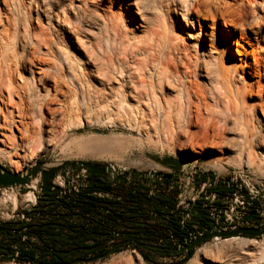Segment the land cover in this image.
<instances>
[{"label":"bare ground","instance_id":"obj_1","mask_svg":"<svg viewBox=\"0 0 264 264\" xmlns=\"http://www.w3.org/2000/svg\"><path fill=\"white\" fill-rule=\"evenodd\" d=\"M9 2L11 13L1 17L0 8V154L15 149V157L26 161V137L53 131L41 130L40 123H51L56 110L49 105L63 96L67 116L90 119L93 111L115 119L124 116L139 131H181L183 145L190 131H212L215 145L237 161L243 162L246 153L248 164H264V91L260 94L255 85L264 61L259 68L244 66L219 50L221 30L239 33L251 50L256 46L254 61L258 63V55L264 60V53L258 54L264 52V12H258L259 6L264 11V0H37L33 24L20 14V0ZM43 2L47 15L38 7ZM43 16L50 28L42 24ZM17 49L33 51L37 64L54 72L51 84L45 82L51 73L36 65L37 72L30 69L27 77L13 80ZM247 52L240 57L247 59ZM70 143L66 147L75 156L93 158L113 146H140L138 140L124 142L117 136ZM25 197L32 199V194ZM242 222L244 217H235V224ZM212 241L213 249L198 248L187 264H264L262 241ZM136 259L116 257L110 264H143Z\"/></svg>","mask_w":264,"mask_h":264},{"label":"rangeland","instance_id":"obj_2","mask_svg":"<svg viewBox=\"0 0 264 264\" xmlns=\"http://www.w3.org/2000/svg\"><path fill=\"white\" fill-rule=\"evenodd\" d=\"M10 0H7L4 5L3 1L0 0V8L1 10V17H3V13H11L12 7L10 6ZM29 1L31 2L29 5ZM37 0H20V11L21 15L26 18L30 19V23L33 24V18L36 17L35 11V3ZM261 1V0H259ZM32 4V5H31ZM37 4V3H36ZM45 2L43 4L38 3V7H43L45 15H47V7ZM7 8V9H6ZM260 9V10H259ZM8 10V11H7ZM263 8L259 6L258 12L262 13L264 11ZM32 17V19H31ZM47 17V16H46ZM3 21V18H2ZM32 21V22H31ZM44 21V23H43ZM249 21H252L250 18ZM42 24L45 28H50V24L47 25V21L45 17H42L41 20ZM35 24V22H34ZM221 27V26H220ZM51 31V29H49ZM210 31V29L208 28ZM221 30V29H220ZM250 31H244V34H249ZM220 52L224 53L226 57H234L236 58L238 63L242 65H250V66H258L263 64V61L258 55V63L254 61V55L257 52L256 46L251 47L247 45L245 42L240 40L239 33H231L226 34L224 31H220ZM244 48V49H243ZM251 51H250V50ZM243 50V51H242ZM249 50V51H248ZM246 53L247 59L244 57H240L242 53ZM18 52L16 57L17 60L13 62V80L18 81L20 76L23 77L28 76V70L32 69V71L37 72L35 65L37 67H41V72H47L45 65H38L36 58L30 51L28 53L22 54L19 49L15 50ZM259 53H264L262 50H258ZM27 54V55H26ZM255 54V58H256ZM36 55V54H35ZM21 57V58H20ZM242 59V60H241ZM33 60V61H32ZM32 61V62H31ZM248 61V62H247ZM262 61V62H261ZM31 62V63H30ZM245 62V63H244ZM256 63V64H255ZM33 65V66H32ZM244 65V66H245ZM47 70V71H46ZM248 74L250 75L249 68H246ZM51 74L48 75L47 80L45 81L47 84H51L52 78L55 76L54 72L48 71ZM15 73V74H14ZM260 77L255 78V85L256 90L258 88V92L262 94L264 91V71L263 69L259 73ZM262 74V75H261ZM37 76V74H35ZM51 75V76H50ZM262 77V78H261ZM258 79V80H257ZM249 80H252L249 76ZM253 81V80H252ZM66 83V82H65ZM64 83V84H65ZM63 87V91L68 90V85ZM263 96V95H262ZM58 102L52 103L49 105L50 108L56 110L55 116L51 119V123L49 125H44L40 123V129L45 130L51 128L53 131H39L38 134H30L26 137L25 142L28 143V150H27V158L26 161H21V159L16 158L15 154L17 150L13 149H6L8 152L7 155L0 154V166L4 169H8L12 172L21 173L26 169L25 163L27 164H35L37 162H41L47 165H55V164H62L65 162H72V161H86L92 163H116L120 165L127 166L129 168L145 171V170H157V171H166L168 170L167 167L162 166L156 163L155 159H183V167L190 166L191 173H195V175H200L207 172H214L219 177H226L227 172L229 170H237L246 173L249 177L254 180H261L264 181V164L259 160L256 162L255 165H250L247 162V154L243 153L242 159L244 161H237L236 157L231 154L230 151L223 148L222 146L215 145L216 142L214 141L213 137H211L212 131H190L192 135L188 137V144H181V139L183 138L181 135V131H139L136 129L137 127L134 126V122L127 117L122 116L120 119L110 118L103 115H98L95 111L91 113L90 119L85 118L82 115H71L67 116V113H64V103L67 98L63 96L60 97ZM264 101V96L262 99ZM67 102V101H66ZM262 102V101H261ZM264 102H262V105ZM261 105L258 107V111L261 112ZM43 117L46 120L50 119V115L47 113V110L42 111ZM106 117V118H105ZM99 118V119H98ZM130 123V124H129ZM132 126V127H131ZM129 127V128H128ZM138 130V131H137ZM47 132V133H45ZM14 137H19V133L15 130L12 131ZM178 134V136H177ZM38 135V136H37ZM88 136H100L103 138H109L113 136H117L121 138L124 142L127 141H140V146H129V147H118L113 146L110 149L106 150L102 157L93 158V157H79L75 156L76 151L68 149L69 146L71 147L73 142L76 139L85 138ZM181 136V137H180ZM191 139V140H190ZM19 141V139H18ZM221 147V148H220ZM0 148H3L0 145ZM184 148V149H183ZM223 148V149H222ZM73 155V156H72ZM13 160L17 161L18 163H13ZM187 165H185V162ZM20 163V164H19ZM238 164V165H236ZM240 164V165H239ZM259 167V168H258ZM200 179V178H199ZM25 189L20 190V194L22 195L25 193ZM19 198V197H18ZM21 197L18 200V204H21L20 201ZM241 224H244L242 222ZM241 237V236H239ZM246 239H253L258 241L259 243L264 242L263 237L261 238H250V237H241ZM227 239V238H226ZM213 240V239H212ZM212 240L200 244L194 249V254L196 250L200 247L203 248H214L215 243ZM262 241V242H261ZM193 254V255H194ZM128 255V256H127ZM142 253L139 250L133 249L132 247L120 248L118 252L109 254L101 259L91 260L89 262H77L74 264H110L113 258L121 257L124 259H128L129 256L134 259L136 262V256L139 257L143 264H149L144 261L142 257ZM151 259L157 264H175L181 258L177 257L174 260L170 261H163L159 260L157 257L149 255ZM193 257V256H192ZM188 263V262H187ZM185 263V264H187ZM0 264H17L16 262L9 260H5L4 258H0Z\"/></svg>","mask_w":264,"mask_h":264},{"label":"built area","instance_id":"obj_3","mask_svg":"<svg viewBox=\"0 0 264 264\" xmlns=\"http://www.w3.org/2000/svg\"><path fill=\"white\" fill-rule=\"evenodd\" d=\"M110 168L107 171V180L113 179L114 172L118 171L120 167L116 163L109 162ZM233 173L229 175V184L236 189L219 186L218 176L204 177L199 179V175L195 173L181 172L180 175L172 177L170 180L156 179L154 181L140 184L142 187L138 189L139 194H144L148 199L155 200L158 195L169 197L175 204L174 217L178 218V227L185 230V235L176 236L170 232L167 238L161 237L156 242H143L149 247H164L168 250H177L184 245L192 242L198 237L203 236L205 229L200 227L193 219V214L190 211V204L198 203L201 210L206 211L208 219L213 222L215 229L234 230L237 228H249L256 230L264 229V188L262 183L264 181L254 180L242 171L232 170ZM164 173H172L170 170L163 171ZM88 178L85 171H69L66 170L61 174L56 175L51 181V193L55 195L56 200H65L71 206H59L51 214L42 216L30 217L25 215V212H30L37 206L38 198L44 193L42 191L39 179H33L25 187H0V228L9 226L12 228L20 227L17 234L20 236V242L27 245L32 244L41 246L39 238L29 232L33 229L45 227L50 224V227L57 230L62 225L61 231L64 236L69 233L67 226H73L76 230L94 231L98 227L101 235L100 239H104L105 245H111L118 241H124L123 235H128L129 238L137 239V233L140 231L138 226L131 223H122L116 220L115 223L106 221L101 215H95L89 212H83L78 206L79 201H87L80 195L87 187L84 181ZM125 187L130 183L124 182ZM111 187L117 188L118 185L111 184ZM224 188L225 192H217L216 187ZM54 188H61L62 192L53 193ZM25 189L26 192L22 195L20 190ZM243 190V192H242ZM31 193L32 199H28L26 194ZM218 195L224 196V201H218ZM89 197L100 199L106 202H121V196L118 195L117 190L105 191L95 190L88 194ZM21 197V204L18 200ZM108 209H112L110 205H106ZM70 209V210H69ZM257 213L256 216L246 217V213ZM235 217H244V224H235ZM57 223L59 225H56ZM150 222L147 221L145 226ZM188 228V229H187ZM15 233V231H12ZM1 233V232H0ZM16 235V234H14ZM0 241L4 244L8 242L6 237ZM46 242H48L45 237ZM94 240L88 236H83L76 240H61L55 246L59 249H68L78 247L81 245H92ZM133 245V244H131ZM147 246V245H146ZM133 248V247H132ZM11 261H15L19 254V245H10ZM159 260L172 261L176 256H166L164 254L156 253L153 255ZM2 255L0 254V258ZM45 260L49 257L45 256ZM35 259H40L39 252L35 253Z\"/></svg>","mask_w":264,"mask_h":264},{"label":"trees","instance_id":"obj_4","mask_svg":"<svg viewBox=\"0 0 264 264\" xmlns=\"http://www.w3.org/2000/svg\"><path fill=\"white\" fill-rule=\"evenodd\" d=\"M141 187L142 186L140 184H129L127 187H125L123 183H119L117 188H115L111 187L105 182L98 180L97 184L89 185L85 188V190H83L80 196L85 198L87 201H79L78 206L83 212L101 215L108 222L115 223L116 220H119V222L122 223H131L138 226L140 231L137 233V243L141 246L130 244L129 247L139 250L143 254L142 257L145 262L149 264H157L154 259L149 257V255L153 256L156 253H159L166 256L180 257L181 259L175 264L187 263L192 258L195 248L178 254H172L170 252L171 250H168L164 247H149L148 244L143 243L156 242L161 237L167 238L169 232L176 236L185 235V230L179 229L178 225L173 222L171 218H168L166 221L164 218H159V216L162 215H168L169 217L170 214L153 212L155 206H162L163 202H171L169 197L158 195L155 200L148 199L144 194L138 193V189ZM95 190H117L118 195L121 196V202H106L101 201L100 199L89 197L88 194ZM107 204L110 205L112 209H108V207H106ZM59 206L69 207L71 204L65 200H56L55 195L52 193H43L42 196L38 198L37 206L30 212H25V215L34 217L37 215L42 216L51 214V212ZM194 220L201 225H207V220L203 217L194 216ZM147 221L150 223L148 226L144 227V224H146ZM54 224L59 225L57 223ZM63 227L66 226L62 225V227H59L57 230H55V228L50 227L49 224L45 227L30 231V234H33L39 238L42 245L38 247L32 244L27 245L20 242V236L17 234V232L21 230L20 227H2L0 228V235L2 238L6 237L8 242L4 244L0 241V254L2 255L1 258H4L5 260L11 259V257L7 256V254H9L11 251L10 245L16 243L19 245V254L15 259V262L18 264H74L80 261L89 262L91 260H95L97 257L104 256L109 252L108 249L111 248L105 245L104 239H100L101 235L104 234L99 233L98 227H96L94 231H85L82 229L76 230L73 226H67L69 233L66 236H64L61 232ZM2 230L5 231L2 232ZM12 231H15V233ZM83 236L92 238L94 240L93 244L81 245L68 249H59L55 246V244L61 240H76ZM45 237L47 238L48 242L44 241ZM126 247L127 246L121 248ZM119 249L120 248L114 249L112 253L118 252ZM36 252H39V260L35 259ZM45 256H48L49 259L45 260Z\"/></svg>","mask_w":264,"mask_h":264},{"label":"water","instance_id":"obj_5","mask_svg":"<svg viewBox=\"0 0 264 264\" xmlns=\"http://www.w3.org/2000/svg\"><path fill=\"white\" fill-rule=\"evenodd\" d=\"M156 163L165 166L170 170L172 173H164L163 171H157V170H137L133 168L126 167L124 165L118 164L120 169L116 172H114L113 179L111 181H108L107 178V171L110 168V165L108 163H92V162H86V161H72V162H65L62 164H55V165H47L43 164L41 162H37L33 165H31L29 168L24 169L21 173L12 172L8 169H4L3 167L0 168V187L1 188H8V187H25L30 183L33 179H39L40 185L42 188V191L44 193H51L50 187H51V181L54 180L56 175L63 173L66 170L69 171H80L83 170L86 172L88 178L84 181V184L86 186L97 184L98 180L101 182H105L108 185L115 184L118 185L119 183L128 182L130 184H145L146 182L154 181L156 179H164V180H170L174 176L180 175L182 172H188L190 173V166L183 167V159H155ZM233 173L232 170H229L227 172L226 177H219L214 172H207L202 174V177H214L218 176L219 179V186L222 187H229L231 189H236L233 185L229 184L230 179L229 175ZM200 176V175H199ZM262 186L264 188V183H262ZM53 193H59L62 192L61 188H54ZM243 192V190H242ZM225 197L222 195H218L217 200L218 201H224L227 202V200L224 199ZM190 211L197 215L198 217H204L207 218L208 216L199 211L194 205L190 204ZM257 213H246V217L256 216ZM168 215H162L159 216V218H167ZM209 224L212 225L211 221H208ZM5 230H2L4 232ZM250 237V238H261L264 237V229L263 230H256V229H249V228H237L230 231H216L209 233L207 235H203L192 242L184 245L182 248L177 250H171L170 252L172 254H178L184 251H189L191 249H194L200 244H203L206 241H210L214 238H220V239H226L231 237ZM122 238L127 240L129 238L128 235H123ZM130 240H127L123 242V245L126 243L128 244ZM132 243L135 246H141L137 242L132 241ZM117 247V245L111 246L109 252L105 254L104 256L97 257V259H101L109 254L112 253V251ZM57 253V252H55ZM15 262V261H13ZM82 262V261H80ZM18 264V263H17ZM57 264H65V263H57Z\"/></svg>","mask_w":264,"mask_h":264},{"label":"flooded vegetation","instance_id":"obj_6","mask_svg":"<svg viewBox=\"0 0 264 264\" xmlns=\"http://www.w3.org/2000/svg\"><path fill=\"white\" fill-rule=\"evenodd\" d=\"M200 178V180H203V178L202 177H199ZM215 191H217V192H225V190H224V188H220L219 186L218 187H216V189H214ZM199 203V202H198ZM198 203H195L194 204V206L199 210V211H201V212H203V213H205L206 215H207V212L206 211H203V210H201L200 208H199V206H198ZM175 204L171 201H169L168 203L167 202H163L162 203V206H155L154 207V209H153V212L155 213V212H158V213H162V214H170V216L169 217H167V218H164V220L166 221L168 218H171L172 220H173V222H175L176 224H178V218L177 217H174V214H172L173 213V211H174V206ZM193 214V213H192ZM194 216H197V215H195V214H193V219H194ZM208 216V215H207ZM204 218V217H203ZM162 219V218H161ZM206 220H207V225H201L200 223H197L196 221V223L200 226V227H202V228H204L205 229V233L203 234V235H207V234H209V233H212V232H216V231H225V230H221V229H215V227H214V225H213V222L211 221V223H212V225L211 224H209L208 223V221H210L209 219H208V217L207 218H205ZM226 231H230V230H226ZM175 233H177L176 231H174ZM183 236V235H182ZM199 238V237H198ZM127 240H130V242L127 244H125V245H123V242H125V241H127ZM127 240H124V241H121V242H118V241H116V242H114L111 246H113V245H117V247L115 248V249H117V248H121V247H124V246H127V247H129V245L130 244H133L132 243V241H135V242H138L137 241V239H135V237H133V239H131V238H128ZM134 245V244H133ZM199 246V245H198ZM109 247V246H108ZM196 248V247H195ZM108 249V248H107ZM108 250H110V248L108 249Z\"/></svg>","mask_w":264,"mask_h":264},{"label":"crops","instance_id":"obj_7","mask_svg":"<svg viewBox=\"0 0 264 264\" xmlns=\"http://www.w3.org/2000/svg\"><path fill=\"white\" fill-rule=\"evenodd\" d=\"M152 218H154V217H152Z\"/></svg>","mask_w":264,"mask_h":264}]
</instances>
